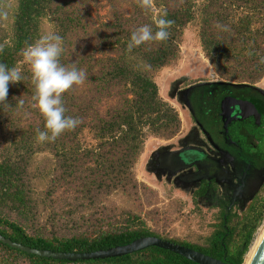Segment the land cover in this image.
Wrapping results in <instances>:
<instances>
[{
    "label": "trees",
    "instance_id": "obj_1",
    "mask_svg": "<svg viewBox=\"0 0 264 264\" xmlns=\"http://www.w3.org/2000/svg\"><path fill=\"white\" fill-rule=\"evenodd\" d=\"M16 2L11 27L0 20V63L22 75L21 82L9 84L10 107L5 111L0 106V232L31 246L65 251L96 250L157 235L242 264L264 219L260 195L254 194L239 214L235 207L240 196L232 201L231 195L220 193L214 177L189 187L197 207L218 206L214 228L195 241L156 231L131 209L105 214L97 203L118 189L137 188L135 166L147 138L171 137L180 128L179 112L161 96L154 72L178 59L190 21L199 18L201 44L220 81L254 85L264 76V0H154V12L142 9L138 0ZM164 13L175 22L169 40L129 52L132 32L145 24L155 32L154 17ZM45 20L51 22L50 32L63 38L61 63L87 73L83 85L63 96L66 115L82 122L54 143L36 141L45 120L31 106L35 87L21 54L26 42L32 44L46 33ZM18 99H23L22 107ZM40 151L50 152L54 163L47 173L39 169L36 174L32 163ZM39 174L46 176V183L37 191L32 180ZM0 264L200 263L158 245L71 260L30 253L0 240Z\"/></svg>",
    "mask_w": 264,
    "mask_h": 264
},
{
    "label": "rangeland",
    "instance_id": "obj_2",
    "mask_svg": "<svg viewBox=\"0 0 264 264\" xmlns=\"http://www.w3.org/2000/svg\"><path fill=\"white\" fill-rule=\"evenodd\" d=\"M202 1L197 0L198 3ZM16 6V0L4 1L3 9L8 13L4 25L8 28L11 27ZM43 28L44 31L50 32V20H45ZM154 78L159 85L161 96L178 110L182 122L181 126L171 137L150 135L147 138L135 166L137 188L118 189L108 194L107 198L101 199L102 201L100 200L101 202L99 201L97 205L102 206L103 213L109 215L122 209H131L140 214L145 223L156 231L167 232L194 241L203 240L214 228L215 212L218 206L202 205L197 207L189 187L197 185L200 178L205 175L216 174L217 176L218 174V191L228 193L233 198L241 183L242 174L247 173L245 182L241 186V188L244 187V191L241 192L242 189L240 188L235 197L236 200L240 196L239 199L241 200L236 203V211L239 214L244 213L250 202L249 200L254 194L264 197V187H262L264 180V144L261 151L248 154L251 158L248 167L245 162H240L241 158L238 155L236 156L238 162L225 164V167L226 165L228 167L232 166L231 169L226 167L228 171L222 169V163L217 165L213 156L212 159L205 160L204 165L211 168V170L217 169V173L205 170L193 173L195 168L193 163L185 164V161L181 162V160L179 162L172 159L174 163L171 164L173 166H168L162 162L163 153L158 154L154 161L156 151L163 148H176L184 144L181 138L194 128L193 120L195 121L194 126H196L195 134L205 138V143L202 144L205 150L208 152L209 149L212 152L211 148L214 146L210 138L215 136V131L212 130L215 124L208 119L210 113L208 112V103L204 101V88L189 84L192 87L189 86L190 88L186 90L189 95L187 101L181 97L182 95L179 92L183 86H187L188 83L198 79L220 80V75L203 50L199 35L198 17L190 21L183 30L178 59L156 70ZM254 86L264 90V76ZM188 102L192 106H189ZM219 123L222 124L221 120ZM216 140L220 147L223 145L225 149H228L225 141L219 137ZM247 148L254 149L255 147L247 145ZM231 151L236 155V149ZM218 153L223 154L222 152ZM221 154L218 155L221 156ZM53 163L54 157L50 152L40 151L34 155L32 168L36 174L39 173V169L47 173L52 168ZM45 177L39 174L35 180H32L35 182L37 191L45 186ZM64 195L72 196L73 194L64 193ZM97 209V211H100V208L97 207ZM263 227L264 219L255 232L252 244ZM247 252L242 264H245Z\"/></svg>",
    "mask_w": 264,
    "mask_h": 264
},
{
    "label": "clouds",
    "instance_id": "obj_3",
    "mask_svg": "<svg viewBox=\"0 0 264 264\" xmlns=\"http://www.w3.org/2000/svg\"><path fill=\"white\" fill-rule=\"evenodd\" d=\"M138 5L145 11H155L154 0H138ZM167 13L158 18L154 17L155 32L149 24L136 28L127 45L131 52L134 47L142 44L164 43L170 38L169 29L174 25L173 20L166 19ZM8 13L0 10V20H7ZM217 27H221L217 25ZM225 30H227L225 28ZM0 45V52H3ZM64 52L63 38L54 33L42 34L34 43L27 44L21 50L23 60L30 65L32 84L35 87L31 105L39 110L45 120V130L37 129V143L55 142L64 132L74 131L82 122L78 117L66 115L63 96L73 90L74 86L83 85L87 79V73L78 69L75 64L65 66L61 63V56ZM264 63V58L261 59ZM22 81V75L16 68H9L6 64L0 63V106L6 111L10 105L7 103L9 84H16ZM23 99H18V106L22 107Z\"/></svg>",
    "mask_w": 264,
    "mask_h": 264
},
{
    "label": "flooded vegetation",
    "instance_id": "obj_4",
    "mask_svg": "<svg viewBox=\"0 0 264 264\" xmlns=\"http://www.w3.org/2000/svg\"><path fill=\"white\" fill-rule=\"evenodd\" d=\"M189 84L197 87L202 86L204 88V92L202 91L204 93V101H207L208 112L210 113L208 119L215 124L212 128V130L215 131V136H211L210 138L214 148H211L212 152L209 149L208 152L205 150V147L202 146V144L205 143V138L195 134L196 126H194L195 121L193 120L194 128L181 138L184 144L176 148H163L156 151L154 161L158 154L163 153L162 162L168 166H173L171 164L174 163L173 160L179 162L181 160V162L185 161V164L193 163L195 166L193 173L196 171L202 172L204 170L217 173V169L211 170V168L206 167L204 161L212 159L211 157L213 156L217 165H221L222 163V169L227 170V168L231 169L232 166L228 167L226 165V168L225 164L236 161V156L238 155L241 158L240 162H245L247 166L251 161L248 154L254 151H261L264 144V90H260L254 85L226 84L219 79H198L188 83L187 86H183L180 89L179 92L182 95L181 97L186 101L189 97L186 90L192 87ZM188 104L192 106L190 102H188ZM220 120L222 124L219 123ZM218 137L226 142L228 149H225L223 145L221 147L219 146L216 140ZM247 145L255 148L248 149ZM231 150H234L236 155ZM218 152H222L223 154ZM218 154H221V156ZM226 174L228 175L227 172ZM246 175L247 173L244 175L242 174L241 183L238 187L239 190L245 182ZM218 176V174L217 176L216 174L210 176L205 175L201 177L200 180L210 177H214L218 180ZM237 193H234L232 201L235 200Z\"/></svg>",
    "mask_w": 264,
    "mask_h": 264
},
{
    "label": "water",
    "instance_id": "obj_5",
    "mask_svg": "<svg viewBox=\"0 0 264 264\" xmlns=\"http://www.w3.org/2000/svg\"><path fill=\"white\" fill-rule=\"evenodd\" d=\"M237 189L236 193L238 192ZM235 197V196H234ZM0 240L8 243L11 246L20 248L30 253H35L43 256H52L54 258H67L71 260L85 259V258H97V257H109L118 256L126 253H130L149 245H158L164 248L171 249L178 252L200 264H233L226 260V258H220L209 253H206L197 248L187 246L182 243H178L169 239L162 238L157 235H142L135 239L123 243L116 244L107 248H99L96 250L89 251H65V250H54L51 248H38L25 244L21 241L14 240L10 236H6L0 232ZM250 264H264V236L262 237Z\"/></svg>",
    "mask_w": 264,
    "mask_h": 264
},
{
    "label": "bare ground",
    "instance_id": "obj_6",
    "mask_svg": "<svg viewBox=\"0 0 264 264\" xmlns=\"http://www.w3.org/2000/svg\"><path fill=\"white\" fill-rule=\"evenodd\" d=\"M263 236H264V227L261 229L258 236L255 238L253 244L251 245L250 250L246 256L245 264H250V262L253 258V255H254V253H255V251H256V249H257V247H258Z\"/></svg>",
    "mask_w": 264,
    "mask_h": 264
}]
</instances>
